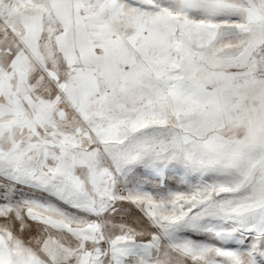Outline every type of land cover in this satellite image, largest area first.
I'll return each instance as SVG.
<instances>
[{
  "label": "snow or ice",
  "instance_id": "6c2138e0",
  "mask_svg": "<svg viewBox=\"0 0 264 264\" xmlns=\"http://www.w3.org/2000/svg\"><path fill=\"white\" fill-rule=\"evenodd\" d=\"M0 264H264V0H0Z\"/></svg>",
  "mask_w": 264,
  "mask_h": 264
}]
</instances>
